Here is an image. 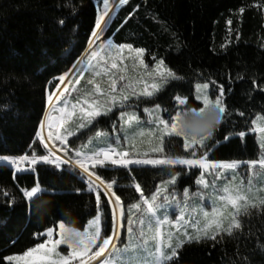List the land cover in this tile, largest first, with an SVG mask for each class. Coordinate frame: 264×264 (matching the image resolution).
I'll list each match as a JSON object with an SVG mask.
<instances>
[{
    "label": "snow or ice",
    "instance_id": "1",
    "mask_svg": "<svg viewBox=\"0 0 264 264\" xmlns=\"http://www.w3.org/2000/svg\"><path fill=\"white\" fill-rule=\"evenodd\" d=\"M128 3L118 0L114 5L112 0H103L85 52L72 68L49 81L54 88L47 90V108L28 150L0 156V161L17 173L37 174L34 182L19 188L20 195L0 192L10 206L22 201L30 217L36 199L45 193L55 194V186H43L38 179L40 168L51 166L60 175L71 172L77 177L81 186L71 191L87 193L90 199L94 196L95 215L80 230L69 225L70 213H64V218L53 220V226L33 233L40 242L22 253L0 257V264H179L185 245L218 243L225 234L239 240L245 235L243 217L259 214L264 218V111L251 116L250 123L246 113L239 111L247 131H230L223 136L224 142H230L233 136L244 141L247 134H255L258 158H213L221 143L219 139L212 142L217 127L207 134L188 133L180 119L184 113L200 115L215 107L221 113L220 124L225 114L232 116L225 100L228 89L221 84L216 94L215 82L209 79L195 83L194 101L178 93L170 108L154 102L170 83L186 78L168 67L164 59L146 63L145 48L105 36L106 17L112 15L114 7ZM254 6L264 9V0H254ZM245 10L242 6L238 12ZM59 23L63 25L65 20ZM232 23V19L227 20L228 25ZM252 84L256 88L249 90L250 98L255 90L264 94V78L259 82L253 78ZM195 102L202 106L189 107ZM149 103L152 106L143 108L144 115L138 114L139 106ZM117 113L119 119H112ZM102 117L111 120V130H97L76 146L74 141L84 135L81 130L91 131ZM180 138L182 150L176 153ZM145 146L146 151L141 152ZM133 165L159 167L167 178L149 195L134 176L125 177L139 194L129 203L118 194V178H107L104 173L121 169L131 173ZM245 165L246 173L239 174ZM186 170L195 176V191L193 185L181 191ZM247 235H253L251 229ZM256 244L264 253V238L257 237ZM241 262L251 264L250 257L241 256L236 264Z\"/></svg>",
    "mask_w": 264,
    "mask_h": 264
},
{
    "label": "trees",
    "instance_id": "2",
    "mask_svg": "<svg viewBox=\"0 0 264 264\" xmlns=\"http://www.w3.org/2000/svg\"><path fill=\"white\" fill-rule=\"evenodd\" d=\"M100 2L0 0V105H10L0 108V155H19L28 150L47 108V90L54 88L49 81L72 68L86 49L95 23L96 3ZM242 6L246 7L243 14L238 12ZM62 19L63 25L59 23ZM228 19H232V25L227 24ZM106 21V37L145 48L147 60L164 59L168 67L186 78L173 81L158 95L154 102L163 108L172 107V97L178 93L189 95L194 101L196 82L211 79L216 92L221 84L225 85V100L232 116L225 114L214 130L212 142L219 139L221 143L213 158H258L255 134H247L244 141L233 136L230 142H224L223 136L230 131H247L239 111L246 113L249 123L251 116L264 111V94L255 90L251 98L249 95V90L256 88L252 79L258 78L259 82V78H264V9H257L254 0H129L128 4L115 7ZM144 106L152 105L139 106L138 114L142 116ZM190 106L200 107V103ZM98 119L91 131L81 130L84 135L74 141L76 146L97 130H111V120ZM112 119L118 120L119 116ZM175 148L176 153L182 150V138ZM132 168L135 171L131 173L127 169L104 173L107 178H118V194L129 203L139 194L125 177L134 176L149 195L161 179L167 178L159 167ZM36 178L35 173H17L0 163V192L20 195L19 188ZM38 179L43 186H55L56 193H45L36 199L30 217L22 201L10 206L0 195V257L33 246L39 241L33 233L53 226V220L64 218V213H70L67 222L74 228H83L95 215L94 196L90 199L87 193L71 191L81 186L71 172L60 175L59 170L42 166ZM194 181L195 176L186 170L180 187L193 185L195 189ZM242 219L245 235L239 240L225 234L218 243L187 244L180 250L179 264H236L241 256H249L251 264H264V253L256 244L257 237L264 238V218L255 214ZM249 229L252 236L247 235Z\"/></svg>",
    "mask_w": 264,
    "mask_h": 264
},
{
    "label": "clouds",
    "instance_id": "3",
    "mask_svg": "<svg viewBox=\"0 0 264 264\" xmlns=\"http://www.w3.org/2000/svg\"><path fill=\"white\" fill-rule=\"evenodd\" d=\"M221 113L215 107H210L205 113L194 115L184 113L180 119L181 127L188 133L207 134L219 124Z\"/></svg>",
    "mask_w": 264,
    "mask_h": 264
},
{
    "label": "rangeland",
    "instance_id": "4",
    "mask_svg": "<svg viewBox=\"0 0 264 264\" xmlns=\"http://www.w3.org/2000/svg\"><path fill=\"white\" fill-rule=\"evenodd\" d=\"M102 3H103V0H101V2L100 3H96V13H97V9L98 8H100V7H102ZM112 3L115 5V4H118V0H112ZM115 9V7L113 8V10ZM112 10V11H113ZM107 18L108 17H106V20H107ZM87 47H88V45H87ZM86 47V48H87ZM85 52V50L83 51V53ZM82 53V54H83ZM82 56V55H81ZM80 56V57H81ZM79 57V58H80ZM78 58V59H79ZM145 60H146V63H150V64H154L155 63V60H153L152 62H150L149 60H147L146 58H145ZM78 61V60H77ZM77 61L74 63V64H76L77 63ZM88 74L86 73V76H87ZM67 79V78H66ZM81 83H83V81L81 82ZM211 87V86H210ZM216 94H219V90H218V92H216ZM194 98H195V89H194ZM213 99H214V96L212 97ZM200 103V102H199ZM200 106H202V104L200 103ZM145 107V106H144ZM144 107H142V109L144 108ZM190 107H193V106H190ZM115 111V110H114ZM137 112H139V110L137 109ZM162 114V113H161ZM163 115V114H162ZM116 116H118V113L116 114ZM44 117V116H43ZM43 119V118H42ZM47 134V130L45 129V135ZM143 151H146V146L145 147H143V148H141V152H143ZM259 155V154H258ZM0 156H2V155H0ZM247 159H249V158H247ZM247 159H242V160H247ZM0 163H5L6 164V162H4V161H0ZM135 166H138V165H135ZM246 173V165L245 166H241V168L239 169V174H241V175H243V174H245ZM237 179H239V176L237 177ZM182 189L183 188H181V191H182ZM192 190L193 191H195V189L194 188H192ZM206 206L210 209V207H211V205L210 204H208L207 202H206ZM172 210H170V212H171ZM173 218H174V215H173ZM89 219H91V217L89 218ZM88 219V220H89ZM87 220V221H88ZM87 221H86V223H85V225L87 224ZM84 225V226H85ZM84 226H83V228H84ZM83 228H77V229H80V230H83ZM38 242H40V241H38ZM22 253V252H21Z\"/></svg>",
    "mask_w": 264,
    "mask_h": 264
}]
</instances>
